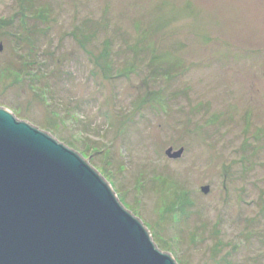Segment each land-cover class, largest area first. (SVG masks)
I'll return each mask as SVG.
<instances>
[{
    "label": "rangeland",
    "instance_id": "rangeland-1",
    "mask_svg": "<svg viewBox=\"0 0 264 264\" xmlns=\"http://www.w3.org/2000/svg\"><path fill=\"white\" fill-rule=\"evenodd\" d=\"M0 46V108L77 152L160 251L264 264V0H0Z\"/></svg>",
    "mask_w": 264,
    "mask_h": 264
},
{
    "label": "water",
    "instance_id": "water-1",
    "mask_svg": "<svg viewBox=\"0 0 264 264\" xmlns=\"http://www.w3.org/2000/svg\"><path fill=\"white\" fill-rule=\"evenodd\" d=\"M0 264L177 263L77 152L0 108Z\"/></svg>",
    "mask_w": 264,
    "mask_h": 264
}]
</instances>
